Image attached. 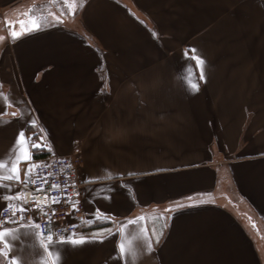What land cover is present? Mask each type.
I'll return each instance as SVG.
<instances>
[{
	"label": "crops",
	"instance_id": "obj_1",
	"mask_svg": "<svg viewBox=\"0 0 264 264\" xmlns=\"http://www.w3.org/2000/svg\"><path fill=\"white\" fill-rule=\"evenodd\" d=\"M45 37L47 60L0 68V264H264V0H87L17 49ZM75 152L85 243L46 250L1 211Z\"/></svg>",
	"mask_w": 264,
	"mask_h": 264
},
{
	"label": "built area",
	"instance_id": "obj_2",
	"mask_svg": "<svg viewBox=\"0 0 264 264\" xmlns=\"http://www.w3.org/2000/svg\"><path fill=\"white\" fill-rule=\"evenodd\" d=\"M80 165L79 152L54 155L38 162L23 185L22 203L4 207L1 216L36 221L41 226L39 234L41 230L44 233V240L49 232L53 236L52 241L61 240V237L65 240L71 239L73 233L77 236L78 226L72 219L80 218L84 214ZM52 198L59 202L53 203ZM73 205L76 207L73 208ZM21 206L25 209L24 212L18 211Z\"/></svg>",
	"mask_w": 264,
	"mask_h": 264
},
{
	"label": "rangeland",
	"instance_id": "obj_3",
	"mask_svg": "<svg viewBox=\"0 0 264 264\" xmlns=\"http://www.w3.org/2000/svg\"><path fill=\"white\" fill-rule=\"evenodd\" d=\"M85 1L86 0H13L8 4H5V6H3L4 8L0 6V58L3 59L0 68L2 70L14 68L15 65L17 66L16 61L18 58L21 59L22 63H26L30 67L36 63L33 61L34 59H36L37 62L42 61L43 59L47 60L48 57L45 52L47 48H45V46L49 44L54 45L56 42H50L49 37L37 41L36 45L30 48L31 53L28 54V50H18L17 43L28 37L41 32L53 30L57 27L65 25L72 26L75 20L77 21L80 10ZM29 8L32 10L31 15L28 13ZM51 12L56 13V16ZM64 15H70V19L64 17V21H66L64 24L54 25L61 20L56 17L59 16L63 19ZM41 19L45 21L42 26L49 27L34 33L24 34L28 31L26 29H31V22L33 20L39 24ZM20 21H25V24H21ZM13 30L23 34L19 37H15L12 35Z\"/></svg>",
	"mask_w": 264,
	"mask_h": 264
},
{
	"label": "snow or ice",
	"instance_id": "obj_4",
	"mask_svg": "<svg viewBox=\"0 0 264 264\" xmlns=\"http://www.w3.org/2000/svg\"><path fill=\"white\" fill-rule=\"evenodd\" d=\"M21 24H25V21H20ZM39 28V25L36 23L35 20H33L31 22V29L30 30H36ZM26 30H29V29H26ZM23 33L21 32H17L15 30H13L12 32V35L15 36V37H19L20 35H22ZM190 51H195V49H191ZM194 59L196 60V62L198 64H200L201 66L203 65V59L202 57L200 56H195ZM201 79H203V67H201ZM194 88H196V90H198V85H193ZM20 138L21 140H25L26 137L24 135L23 132L20 133ZM32 148H40V147H43L42 144L40 143H36L34 145H31ZM27 151V150H26ZM25 159H29V157L27 155H25L24 157ZM35 166L34 165H29V173H31L32 169L34 168ZM13 173L14 175L12 176H9L8 179H15L17 181L20 180V176H19V171H18V167L17 168H14L13 169ZM2 179V178H0ZM39 190V189H38ZM15 197H8L6 199H14ZM69 199H71V197L69 196L68 197ZM52 201L53 203H58L59 201L56 200L55 198H52ZM8 207H13L12 205H8ZM76 205H73V208H75ZM171 209H169L170 211ZM18 211L20 212H24L25 209L21 206ZM99 211V209H98ZM13 215H15V211L13 212ZM23 217H21L22 219ZM34 227L36 229H40L41 226L38 224V223H35L33 222L31 225H25V227ZM13 232V229H10V228H7V227H0V245H2V247H0V257H3V256H7L8 252L11 251L12 249V244L9 243V241L6 239V236L11 234ZM40 235L42 237V243H43V246L46 250H48V242L52 241L53 240V236L52 234L49 232V234L47 235V238L46 240L43 239L44 237V233L43 231L41 230L40 231ZM61 243H71V244H83L85 243V237L81 236L79 238H76L75 237V234L73 233L72 235V238L68 241L65 240L64 237H61ZM159 241V237H157V242ZM120 248H121V251H123V244L120 245ZM52 253L49 251V256H51ZM8 264H20V261L15 257L13 256L9 261H8ZM52 264H55V261H52Z\"/></svg>",
	"mask_w": 264,
	"mask_h": 264
},
{
	"label": "trees",
	"instance_id": "obj_5",
	"mask_svg": "<svg viewBox=\"0 0 264 264\" xmlns=\"http://www.w3.org/2000/svg\"><path fill=\"white\" fill-rule=\"evenodd\" d=\"M60 1V0H59ZM87 1V0H86ZM85 1V2H86ZM84 2V3H85ZM31 12H32V10L29 8L28 9V13H29V15H31ZM52 14H56V13H54V12H51ZM53 16V15H52ZM56 16V15H55ZM64 17L66 18V19H70V15H64L63 16V19L61 18V17H56V18H58V19H61L60 21H58V23H55L54 25H62V24H64L66 21H64L65 19H64ZM72 17V16H71ZM45 23V21L43 20V19H41L40 20V23L38 24L39 25V28L38 29H36V30H28V31H26L24 34L26 35V34H29V33H34V32H37V31H39V30H41V29H44V28H47V27H49V26H46V27H43L42 26V24H44ZM33 131H34V129H33ZM33 151H34V157H35V159H45V158H47L48 157V154H49V152L47 151V150H38L37 148H34L33 149ZM43 161V160H42Z\"/></svg>",
	"mask_w": 264,
	"mask_h": 264
}]
</instances>
